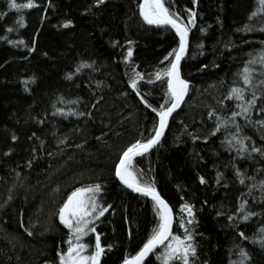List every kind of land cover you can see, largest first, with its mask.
Listing matches in <instances>:
<instances>
[{
	"label": "trees",
	"instance_id": "obj_1",
	"mask_svg": "<svg viewBox=\"0 0 264 264\" xmlns=\"http://www.w3.org/2000/svg\"><path fill=\"white\" fill-rule=\"evenodd\" d=\"M28 2L16 0L18 5ZM34 4L16 9L10 0H0V264H58L69 230L58 218L51 232L33 229L37 211L49 201L47 208L52 207L58 198L59 212L72 191L95 184L102 186L99 201L112 205L96 222L105 249L102 264H121L143 247L159 216L153 201L121 186L115 167L127 147L154 135L159 118L152 108L170 106L164 70L174 59L169 53L179 47L178 37L170 28L146 25L141 0ZM164 4L189 27L182 71L190 90L161 145L135 160L132 170L172 205L174 234H184L178 221L187 214L181 205L194 206L196 223L188 225L196 245L192 264H231L240 259L239 248L251 258L246 264H264V247L253 242L264 228V191L259 187L264 155L251 151L253 142L264 149V125L237 116L241 138L250 137L247 151L241 155L239 144L229 150L222 143L235 132L231 113L240 111L239 101L226 99L229 90L245 87L238 73L264 49L260 0ZM189 10L196 12L194 24ZM253 12L258 15L250 20ZM245 25L255 30L245 31ZM83 64L91 67L76 72ZM255 68L259 72L260 65ZM137 73L143 79L133 89L130 81ZM246 98L251 99V90ZM262 107L264 100H258L249 114L252 121L264 120ZM220 118L228 120L227 130L222 127L213 135ZM237 169L244 173L243 184ZM245 200L246 210L256 213L247 221L239 211ZM95 235L86 238L91 250ZM158 254L146 264H161Z\"/></svg>",
	"mask_w": 264,
	"mask_h": 264
},
{
	"label": "snow or ice",
	"instance_id": "obj_2",
	"mask_svg": "<svg viewBox=\"0 0 264 264\" xmlns=\"http://www.w3.org/2000/svg\"><path fill=\"white\" fill-rule=\"evenodd\" d=\"M104 0H96L97 4H102ZM262 11H264V0H260ZM36 5L34 0H29L27 4L18 5L16 0H10L11 8H33ZM140 15L148 25H170L175 29L179 35V47L173 49L169 56L174 55V60L171 62L170 67L164 70V74L168 77V93L170 94L171 101L170 106L161 105L160 109L152 108V111L158 115V125L154 126L152 135L146 141L138 140L131 144L126 150L123 151L119 158V163L115 167V175L119 180L137 193H141L144 196L151 197L154 202L157 215L159 216V223L156 229H154L150 238L143 244V247L138 253L130 258H126L123 264H145V259L159 250L157 259L161 264H192L193 258L196 256V245L194 242V236L189 230L188 225H194L195 212L194 206L188 203L181 205V212L186 213L187 216H181L178 224L184 229L183 236L174 234L172 226L174 222L173 210L169 206L166 200L162 198L157 189L148 182H142L137 174L132 170L133 160L137 156H141L147 153L154 146L158 145L161 137L164 134L165 129L168 126L169 117L180 107L189 90L190 82L181 77L180 64L184 58L188 48V33L189 27L180 22L178 14L174 15L169 12V9L165 7L163 0H143V3L139 5ZM190 11L189 23L194 24L196 12ZM257 12H253L250 20L257 16ZM23 17H21V26H25L23 23ZM71 22H67L65 27ZM11 31L12 29H8ZM245 31H254L255 29L250 25L244 26ZM260 31H264L261 28ZM129 44L132 42L129 41ZM132 56V49L128 50V57ZM168 59V57H165ZM255 65H260V70L257 72ZM81 67H91V65L83 64L76 68V72H80ZM242 83L245 87L233 86L230 88L226 99H235L240 103L237 107L239 112L233 111L231 113V123L235 125V132L230 133L231 139L226 137L225 141L231 150L236 144L241 147L237 149L239 154L247 151L248 145L245 144V140H250V137L241 138L242 132L241 126L235 118L243 115L248 123L264 125V120L252 121L249 114L257 106L258 100H264V79H257V76L264 77V49H262L254 58L246 62L245 66L238 73ZM72 73L68 74V79H71ZM161 76V72L156 73L157 79ZM138 79H143L142 74L137 73V77L130 81L131 87L137 89ZM255 81V82H254ZM27 83V82H26ZM251 90V99L246 98V93ZM257 91L260 92V96H257ZM139 95V92L137 91ZM143 100V96H141ZM144 103L148 102L144 100ZM151 107V105H148ZM260 111L264 113V107L260 108ZM212 114L210 113V116ZM228 120L220 118V122L217 123L215 131H220L222 127L227 130ZM15 140L16 137L13 136ZM197 139V137H194ZM252 152H258L264 155V149H259L254 146L251 148ZM218 174L217 183L220 182ZM237 175L240 176V183L245 182L244 173L237 169ZM254 179V178H253ZM200 182L205 183L204 177H200ZM253 188L257 187L256 184L252 185ZM261 191H264V181L259 183ZM251 193V188H250ZM102 192V186L95 184L86 187L76 188L68 195L67 200L63 203V206L59 209L58 215L60 222L69 230V238L65 242L67 244L66 250L58 252V264H100V259L104 254V247L101 245V236L96 232V222L101 217L105 216V213L112 208V205L105 207L98 198V194ZM247 201H242L239 211L243 213L242 219L247 221L251 216L256 213L246 210ZM233 217L229 216V220ZM90 233H96L95 235V251L90 255H86L85 252L90 248V245L84 243V237ZM260 235L253 241L259 243L264 247V228L260 229ZM32 233L29 232V235ZM241 237H244V233H239ZM247 239V237H244ZM111 248V245L108 246ZM240 259L238 261H232L231 264H246L250 261V256L244 248H239Z\"/></svg>",
	"mask_w": 264,
	"mask_h": 264
},
{
	"label": "water",
	"instance_id": "obj_3",
	"mask_svg": "<svg viewBox=\"0 0 264 264\" xmlns=\"http://www.w3.org/2000/svg\"><path fill=\"white\" fill-rule=\"evenodd\" d=\"M163 2H164V1H163ZM142 3H143V0H141V4H142ZM164 5H165V4H164ZM165 7H166V6H165ZM141 18H142L143 22H144L146 25H148V24L144 21V19H143L142 16H141ZM148 26L153 27V28H170V29L173 30L174 33L177 35V37H178V41H179V35L176 33L175 29H173L170 25H162V26L148 25ZM189 49H190V31H189V33H188V48H187L186 54H185L184 58L181 60V64H180V74H181V77H182L183 79H185V78H184V76H183L182 68H183L184 62H185V60H186V58H187V56H188ZM185 80H186V79H185ZM189 90H190V85H189ZM189 90H188L187 95L184 97V100H183V102L181 103L180 107H179V108H178V109L172 114L171 117H169L168 126H167V128L165 129L164 134H163V136L161 137V140H160L159 144L156 145V146H154V147H153L152 149H150L147 153H145V154H143V155H141V156H137V157H135L134 160H133V162H134L135 160H137L138 158H140V157H142V156H144V155H146V154H149L150 152L156 150V149L161 145V143H162V141H163V139H164V137H165V135H166V133H167V131H168V128H169L170 123H171V120H172L173 117H174V116H175V115H176V114L182 109V107L186 104V101H187V98H188V95H189ZM116 178H117V180L119 181V183L121 184V186H122L123 188H125L128 192H130V193H132V194H134V195H136V196H139V197L145 198V199H147V200H151V201H153V200L151 199V197L144 196V195L141 194V193H137V192L133 191L132 189L127 188V186H125V185L119 180V178H118L117 176H116ZM157 191L160 193V191H159L158 189H157ZM160 195L162 196V198H163L164 200H166V199L164 198V196H163L161 193H160ZM166 201H167V203L169 204V206H170V207L172 208V210H173L174 222H173V226H172V231H173V233H174V230H175V227H176V214H175V211H174L172 205L170 204V202H169L168 200H166ZM139 251H140V250H139ZM139 251H138V252H139ZM158 251H159V250H158ZM158 251H157V252H158ZM138 252H137V253H138ZM157 252H155V253H153V254H150L149 257H147V258L145 259V264H146V263H147L152 257H154L155 254H156ZM102 261H103V255H102L101 259H100V264H102ZM123 262H124V261H123ZM123 262H122L121 264H123Z\"/></svg>",
	"mask_w": 264,
	"mask_h": 264
},
{
	"label": "rangeland",
	"instance_id": "obj_4",
	"mask_svg": "<svg viewBox=\"0 0 264 264\" xmlns=\"http://www.w3.org/2000/svg\"><path fill=\"white\" fill-rule=\"evenodd\" d=\"M261 12H262V9L259 11V13H261ZM55 198L56 197L53 196L52 197V201ZM45 205L46 206H40L39 211H37V218L35 219V221L33 223V227H34L33 229H36V230L40 229V230L51 232L54 229L56 218L59 219L58 211L56 210L59 207V205H60L59 199L57 198L56 200H54V202L52 204V207H50V208H47V206L50 205V201L48 203H45ZM88 236L84 237V240H83L84 243L88 244V242L86 241V238ZM94 251H95V248L93 250H91V248H89L85 252V254L86 255H90Z\"/></svg>",
	"mask_w": 264,
	"mask_h": 264
}]
</instances>
